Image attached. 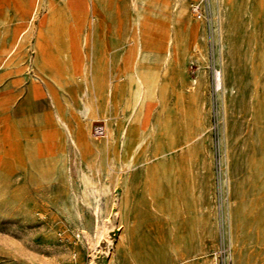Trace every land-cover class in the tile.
<instances>
[{
	"label": "rangeland",
	"instance_id": "obj_1",
	"mask_svg": "<svg viewBox=\"0 0 264 264\" xmlns=\"http://www.w3.org/2000/svg\"><path fill=\"white\" fill-rule=\"evenodd\" d=\"M197 1L0 0V264H264V0Z\"/></svg>",
	"mask_w": 264,
	"mask_h": 264
},
{
	"label": "built area",
	"instance_id": "obj_2",
	"mask_svg": "<svg viewBox=\"0 0 264 264\" xmlns=\"http://www.w3.org/2000/svg\"><path fill=\"white\" fill-rule=\"evenodd\" d=\"M208 0H199L191 5V12L193 16L198 19V20H206L207 18V5ZM96 133L97 134H103L104 129L103 127H98L96 128Z\"/></svg>",
	"mask_w": 264,
	"mask_h": 264
},
{
	"label": "bare ground",
	"instance_id": "obj_3",
	"mask_svg": "<svg viewBox=\"0 0 264 264\" xmlns=\"http://www.w3.org/2000/svg\"><path fill=\"white\" fill-rule=\"evenodd\" d=\"M14 10L15 12H18L19 11V9L17 8V7H15V8H11V10ZM10 12V11H9ZM12 15V14H11ZM18 28V27H17ZM17 28H15V35H16V33H17V37L19 38L20 36H21V34H22V31H20V32H18V29Z\"/></svg>",
	"mask_w": 264,
	"mask_h": 264
}]
</instances>
